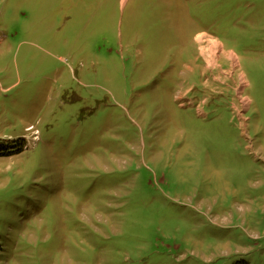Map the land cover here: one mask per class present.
Masks as SVG:
<instances>
[{
  "label": "rangeland",
  "instance_id": "1",
  "mask_svg": "<svg viewBox=\"0 0 264 264\" xmlns=\"http://www.w3.org/2000/svg\"><path fill=\"white\" fill-rule=\"evenodd\" d=\"M242 260L264 0H0V264Z\"/></svg>",
  "mask_w": 264,
  "mask_h": 264
},
{
  "label": "bare ground",
  "instance_id": "2",
  "mask_svg": "<svg viewBox=\"0 0 264 264\" xmlns=\"http://www.w3.org/2000/svg\"><path fill=\"white\" fill-rule=\"evenodd\" d=\"M200 37H203V36H200ZM208 40V43H210V44H216V45H218L219 43L217 42V41H215V40H213V39H207ZM218 43V44H217ZM219 46V45H218ZM218 49H219V47H217ZM212 49H210V51H209V53L211 52V55H212V53L214 52V50H212ZM216 54H214L213 56H215ZM230 55L232 56V57H235L232 53H230Z\"/></svg>",
  "mask_w": 264,
  "mask_h": 264
},
{
  "label": "trees",
  "instance_id": "3",
  "mask_svg": "<svg viewBox=\"0 0 264 264\" xmlns=\"http://www.w3.org/2000/svg\"><path fill=\"white\" fill-rule=\"evenodd\" d=\"M236 264H249V263L247 261L242 260V261L237 262Z\"/></svg>",
  "mask_w": 264,
  "mask_h": 264
}]
</instances>
